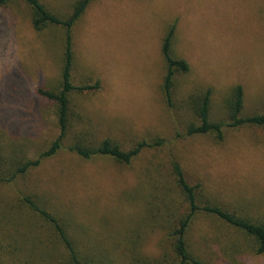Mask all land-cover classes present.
<instances>
[{
  "label": "rangeland",
  "instance_id": "1",
  "mask_svg": "<svg viewBox=\"0 0 264 264\" xmlns=\"http://www.w3.org/2000/svg\"><path fill=\"white\" fill-rule=\"evenodd\" d=\"M41 1L60 18L74 3ZM83 14L73 26L71 79L98 87L70 94L62 148L10 179L58 135L55 105L38 89L60 84L64 28L35 30L21 0L0 9V252L10 248L6 242L22 241L23 257L29 252L33 264H52L53 244L63 250L54 227L22 201L27 196L58 219L93 264H132L135 256L156 261L166 246L161 199L165 192L179 199L173 160L190 184L201 183L205 201L264 221V127L224 126L220 141L187 135L194 116L183 104L211 86V120L226 122V97L241 85V116L264 112V0H96ZM174 22L172 52L190 72L175 75L169 105L161 43ZM7 108L20 118H3ZM4 121L14 123L15 137ZM105 138L125 150L142 139L158 145L128 164L68 150L78 140L94 147ZM189 237L205 264H264L249 239L212 215H197ZM13 262L0 256V264Z\"/></svg>",
  "mask_w": 264,
  "mask_h": 264
},
{
  "label": "trees",
  "instance_id": "2",
  "mask_svg": "<svg viewBox=\"0 0 264 264\" xmlns=\"http://www.w3.org/2000/svg\"><path fill=\"white\" fill-rule=\"evenodd\" d=\"M12 1L14 0H0V9L7 6ZM21 1L28 4L31 9V24L35 30L40 31L51 24L60 25L64 28V56L59 86L53 90L38 89V94L42 98L46 101H51L55 105L58 135L50 143L48 148L38 156V158L23 162L15 169V171H10V179L18 174H24L31 168L37 167L43 158L55 155L62 148L63 140L70 130L71 124L70 94L75 90L81 92L83 90H90L98 87V83L93 86L74 85L71 79L73 65V26L76 21L84 15L83 13L87 6L96 0H74L71 12L66 18L58 17L39 0ZM175 28L176 23L174 22L169 26L161 43V54L165 63V74L161 89L166 102L169 105L173 99L175 75L177 73L182 74L190 72L188 61L177 58L172 52V40L175 35ZM211 93L212 87L208 86L204 91L189 95L184 101L183 104L190 107L194 116V121L191 120L185 127L187 135L212 134L218 141H220L223 138L224 126L232 128L241 125L264 127V112L250 116H241L243 106V89L241 85L234 86L230 95L226 97V101L223 105L227 120L226 122L211 120ZM5 112L4 115L1 113L3 118H20L18 117L20 114L10 108H7ZM19 123L16 122V129H18ZM4 124L10 131L14 128V123L4 121ZM16 132L17 130L12 132L14 137ZM26 132L27 130L22 133L24 134ZM157 145V141L142 139L133 147L125 150L122 149L117 142L105 138L94 147L78 140L70 145L68 150L84 159H90L92 155H102L113 158V160L117 162L128 164L132 159L138 156L143 149L155 147ZM172 173L175 181V186L172 189L178 191L179 199L174 200L171 196L169 197L166 192L161 199V203L164 207L161 225L163 229L166 230V246L164 251L156 261L152 262L141 260V256H135L131 258L132 264H205V262H203V257L189 237L190 228L192 227L196 216L201 213L212 215L226 223L228 226L239 230L250 240V248H252L255 253L264 254V221L255 222L249 218L240 217L221 205L205 201L202 198L203 189L201 183L197 182L190 184L184 176L180 163L176 160L172 161ZM3 179V176H0V181ZM21 199L29 206V209L36 212L54 227L55 235L59 242L58 244H60L64 251L59 250L56 242L53 244L52 248L54 249L55 259H53L52 264H93L91 258H87L84 255H82L84 258L81 257L79 250L74 244L73 238L66 233L55 216L37 205L27 196H24ZM180 208H182L181 212H179ZM2 236H4V234H2ZM21 243L22 241H20V244ZM5 244L10 248L6 249V251L0 252V256L5 257L10 262L14 261V264H33L29 252L26 256H22V249L17 247L20 245L19 242L18 244L10 242H6Z\"/></svg>",
  "mask_w": 264,
  "mask_h": 264
},
{
  "label": "crops",
  "instance_id": "3",
  "mask_svg": "<svg viewBox=\"0 0 264 264\" xmlns=\"http://www.w3.org/2000/svg\"><path fill=\"white\" fill-rule=\"evenodd\" d=\"M41 3H43L41 0H39ZM44 4V3H43ZM45 5V4H44Z\"/></svg>",
  "mask_w": 264,
  "mask_h": 264
}]
</instances>
